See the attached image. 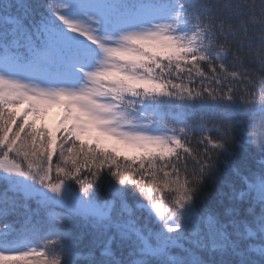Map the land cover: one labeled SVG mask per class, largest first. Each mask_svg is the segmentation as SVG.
<instances>
[{"label":"snow or ice","instance_id":"snow-or-ice-1","mask_svg":"<svg viewBox=\"0 0 264 264\" xmlns=\"http://www.w3.org/2000/svg\"><path fill=\"white\" fill-rule=\"evenodd\" d=\"M0 264H264V0H0Z\"/></svg>","mask_w":264,"mask_h":264},{"label":"trees","instance_id":"trees-1","mask_svg":"<svg viewBox=\"0 0 264 264\" xmlns=\"http://www.w3.org/2000/svg\"><path fill=\"white\" fill-rule=\"evenodd\" d=\"M254 68L255 65L250 66V69H254ZM257 122L259 123V120ZM234 137H235V143L231 146L234 155L230 157L233 166H239L244 169L256 168L257 160L260 158V153L258 152V150L255 148H249L246 144H244L245 135L242 129L237 128L234 132ZM241 144H244V146L241 147L240 146ZM193 146L195 147V143L193 144ZM223 159H224L223 157H219L216 162L219 167V174L226 180L228 179V174H227V170L224 168ZM221 187L222 185L219 182L213 183L212 181H207L203 191L204 193H209L215 196L218 193V191L221 189ZM199 204L200 201L198 200L197 205L199 206ZM10 219H14V217ZM69 243L71 244L72 241H69Z\"/></svg>","mask_w":264,"mask_h":264},{"label":"rangeland","instance_id":"rangeland-1","mask_svg":"<svg viewBox=\"0 0 264 264\" xmlns=\"http://www.w3.org/2000/svg\"><path fill=\"white\" fill-rule=\"evenodd\" d=\"M61 108L58 106H52L47 110V113L43 117V123L49 128L54 127L61 115ZM40 123V121H37Z\"/></svg>","mask_w":264,"mask_h":264}]
</instances>
